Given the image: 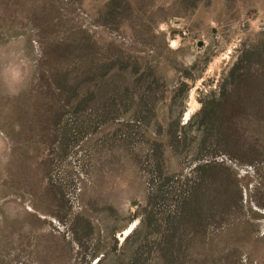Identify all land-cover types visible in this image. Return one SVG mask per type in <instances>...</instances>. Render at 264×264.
Segmentation results:
<instances>
[{
	"label": "rangeland",
	"instance_id": "obj_1",
	"mask_svg": "<svg viewBox=\"0 0 264 264\" xmlns=\"http://www.w3.org/2000/svg\"><path fill=\"white\" fill-rule=\"evenodd\" d=\"M0 264H264V0H0Z\"/></svg>",
	"mask_w": 264,
	"mask_h": 264
},
{
	"label": "clouds",
	"instance_id": "obj_2",
	"mask_svg": "<svg viewBox=\"0 0 264 264\" xmlns=\"http://www.w3.org/2000/svg\"><path fill=\"white\" fill-rule=\"evenodd\" d=\"M19 83H20L19 79L14 78L12 84H7V83L5 84V86L7 88V92H8L9 95L18 94V89H17L16 85L19 84Z\"/></svg>",
	"mask_w": 264,
	"mask_h": 264
},
{
	"label": "trees",
	"instance_id": "obj_3",
	"mask_svg": "<svg viewBox=\"0 0 264 264\" xmlns=\"http://www.w3.org/2000/svg\"><path fill=\"white\" fill-rule=\"evenodd\" d=\"M234 81V80H233ZM233 90H234V87H233ZM224 95H225V93H224V91L223 92H221V101H222V103H223V101H224Z\"/></svg>",
	"mask_w": 264,
	"mask_h": 264
}]
</instances>
